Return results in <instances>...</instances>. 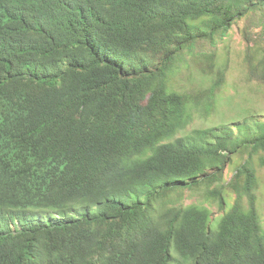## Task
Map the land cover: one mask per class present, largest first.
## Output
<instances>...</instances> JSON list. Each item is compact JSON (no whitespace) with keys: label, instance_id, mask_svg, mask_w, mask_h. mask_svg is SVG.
Returning <instances> with one entry per match:
<instances>
[{"label":"trees","instance_id":"16d2710c","mask_svg":"<svg viewBox=\"0 0 264 264\" xmlns=\"http://www.w3.org/2000/svg\"><path fill=\"white\" fill-rule=\"evenodd\" d=\"M242 19L264 85V0H0V264H264L262 110L190 127Z\"/></svg>","mask_w":264,"mask_h":264},{"label":"rangeland","instance_id":"374dc122","mask_svg":"<svg viewBox=\"0 0 264 264\" xmlns=\"http://www.w3.org/2000/svg\"><path fill=\"white\" fill-rule=\"evenodd\" d=\"M247 23V19H242L238 24L234 25L231 34L219 45L220 53L223 55L228 53L230 66L228 69L227 85L223 94L219 95L220 104L218 113L206 119L198 117L190 127H206L220 123L224 119L237 118L238 113H242V110L239 108L234 109L237 106H253L258 110H262L261 112L264 114V85L249 78L248 66L244 63L247 46L242 37V32H244V27ZM252 29L255 32L262 30L261 27L256 25H253ZM223 46H226L228 50H223ZM180 81L190 87L186 77H181ZM232 99L234 100L233 102ZM231 169L232 167H230ZM259 172L261 174V188L258 204L262 223L264 224V167ZM193 201L194 198H186L185 200L186 203ZM217 210V206L212 208L213 212Z\"/></svg>","mask_w":264,"mask_h":264}]
</instances>
